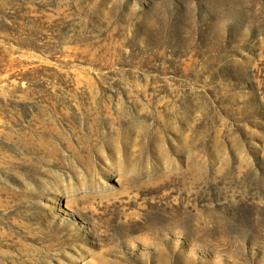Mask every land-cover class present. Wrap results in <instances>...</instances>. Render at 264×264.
Returning <instances> with one entry per match:
<instances>
[{"label": "rangeland", "instance_id": "1", "mask_svg": "<svg viewBox=\"0 0 264 264\" xmlns=\"http://www.w3.org/2000/svg\"><path fill=\"white\" fill-rule=\"evenodd\" d=\"M0 264H264V0H0Z\"/></svg>", "mask_w": 264, "mask_h": 264}]
</instances>
